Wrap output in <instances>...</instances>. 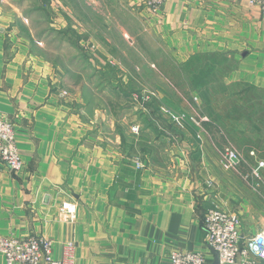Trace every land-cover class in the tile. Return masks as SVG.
<instances>
[{
    "label": "crops",
    "instance_id": "crops-1",
    "mask_svg": "<svg viewBox=\"0 0 264 264\" xmlns=\"http://www.w3.org/2000/svg\"><path fill=\"white\" fill-rule=\"evenodd\" d=\"M100 1L119 23L102 37L84 0H0V113L24 163L13 174L0 161V238H47L56 259L73 244L74 264H169L174 251L216 264L203 230L214 206L240 215L243 239L264 229V155L227 169L215 123L193 125L187 103L161 90L148 111L129 88L168 84L172 70L217 57L221 84L240 87L231 97L264 93V13L247 0H164L159 14L152 0ZM114 54L123 63L112 69ZM240 191L248 198L236 208ZM66 201L74 220L61 213Z\"/></svg>",
    "mask_w": 264,
    "mask_h": 264
},
{
    "label": "rangeland",
    "instance_id": "rangeland-1",
    "mask_svg": "<svg viewBox=\"0 0 264 264\" xmlns=\"http://www.w3.org/2000/svg\"><path fill=\"white\" fill-rule=\"evenodd\" d=\"M49 1L56 2L57 0ZM84 1L89 7L97 10V13L102 17H100L101 19L104 18L108 21L103 23L98 19V14L96 15L97 19L94 20L93 28L99 29L98 37L103 36L101 32H104L105 26L107 29H119V23L115 21V16H112L107 5H103L100 0ZM88 6L84 8L88 9ZM85 24L87 25V23ZM111 39L114 43L119 45V40L114 38ZM134 54L135 53H130L128 60L134 61L136 59V55ZM110 57L109 61H107L108 59L105 61L108 67H112V69L116 65H119V63H123L115 54ZM224 69L223 64H219L217 57L199 58L192 63V68L190 69L175 70L174 72H172V70V75L165 77L170 81L168 84L159 80V85L151 86L144 82V90L142 92L137 89L136 85L132 84L129 90L133 92L134 100H138L139 104L148 111L151 110L149 107L152 105L149 107L147 105L151 104L152 100L146 102L141 99L143 97L147 98L151 94H153L155 98L157 94H160L158 91L161 90L171 95L175 101L174 104L178 108L187 110L185 107L187 103L186 105L192 110L194 115L193 118L189 120L193 125L203 129L202 121L204 122L203 125L210 121L215 123L217 127L222 130V132H220L223 141V147L220 150L221 157L227 151L233 152L239 158L245 157L246 159L250 157L252 151H258L264 155V93L247 90L244 92L243 98L235 99L231 97V95L234 96L239 92L240 87L224 86L221 84V80L225 75ZM106 72H108V70H106ZM109 75H111V73ZM108 87L109 86H106V88ZM188 100H192V102H185ZM189 105H191V107ZM202 111L205 113L204 116L206 117L202 115ZM200 116L204 119H201ZM175 121L178 124H185V120L182 118H176ZM255 124L257 129L254 127ZM134 127L137 126L133 125L132 128ZM176 142H178V140H176ZM173 151V148H171V152L164 150V156L168 157L167 160L171 163H174V160L177 158V150L175 154H172ZM242 184V189L245 190L249 182L246 179L243 180ZM256 184L257 192L264 194V183L258 182ZM238 194L239 195H236L235 201L236 208H240L245 204V200L248 198L242 191Z\"/></svg>",
    "mask_w": 264,
    "mask_h": 264
},
{
    "label": "built area",
    "instance_id": "built-area-1",
    "mask_svg": "<svg viewBox=\"0 0 264 264\" xmlns=\"http://www.w3.org/2000/svg\"><path fill=\"white\" fill-rule=\"evenodd\" d=\"M250 6L261 7L264 13V0H247ZM164 0H152L147 6L152 13L159 14ZM147 97V96H146ZM154 98L151 94L142 101ZM178 120V119H177ZM140 128H132L139 133ZM238 156L231 151L223 154L221 163L227 169L235 166ZM0 161L16 174L22 171L24 163L19 153L16 132L11 121L0 113ZM142 167L141 163H138ZM264 167V163L259 164ZM258 175V174H257ZM77 208L66 201L61 213L68 220L76 219ZM241 217L219 206L210 209L204 220L205 241L218 259V264H264V229L249 239H243L240 233ZM73 244L65 246L62 259L53 255V242L44 237L28 239L0 238V255L5 264H74ZM169 264H207L205 256L198 252L174 251Z\"/></svg>",
    "mask_w": 264,
    "mask_h": 264
},
{
    "label": "trees",
    "instance_id": "trees-1",
    "mask_svg": "<svg viewBox=\"0 0 264 264\" xmlns=\"http://www.w3.org/2000/svg\"><path fill=\"white\" fill-rule=\"evenodd\" d=\"M246 91H247V90H246ZM249 91H252V90H249ZM244 92H245V91H242V92H240L239 94H243V96H244V94H245Z\"/></svg>",
    "mask_w": 264,
    "mask_h": 264
},
{
    "label": "water",
    "instance_id": "water-1",
    "mask_svg": "<svg viewBox=\"0 0 264 264\" xmlns=\"http://www.w3.org/2000/svg\"><path fill=\"white\" fill-rule=\"evenodd\" d=\"M216 264H218V259L216 258Z\"/></svg>",
    "mask_w": 264,
    "mask_h": 264
}]
</instances>
